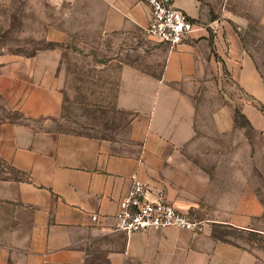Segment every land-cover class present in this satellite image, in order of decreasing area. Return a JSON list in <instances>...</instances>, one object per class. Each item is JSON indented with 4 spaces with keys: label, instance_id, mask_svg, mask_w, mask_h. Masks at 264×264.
Instances as JSON below:
<instances>
[{
    "label": "crops",
    "instance_id": "1",
    "mask_svg": "<svg viewBox=\"0 0 264 264\" xmlns=\"http://www.w3.org/2000/svg\"><path fill=\"white\" fill-rule=\"evenodd\" d=\"M94 3L80 16L129 42L116 104L132 113L130 148L48 127L62 106L60 59L18 58L23 121L0 123V158L18 173L0 179V264H264L255 242L213 236L214 227L264 235V111L242 105L248 134L218 85L225 72L264 106V0H173L197 24L173 46L145 35L146 0ZM132 174L202 231L115 230Z\"/></svg>",
    "mask_w": 264,
    "mask_h": 264
},
{
    "label": "rangeland",
    "instance_id": "2",
    "mask_svg": "<svg viewBox=\"0 0 264 264\" xmlns=\"http://www.w3.org/2000/svg\"><path fill=\"white\" fill-rule=\"evenodd\" d=\"M94 6V0H0V123L23 121L14 107L18 100V58H59L62 106L47 126L106 138L116 142L120 150L130 148L132 113L116 104L120 61L126 58L123 52L129 42L119 34L101 33L91 13L80 16L79 10H95ZM259 34L257 56L264 75V33ZM256 37H247V41L251 43ZM222 74L218 85L224 94L220 99L232 107L234 123L244 125L249 134L242 105L247 102L260 109L261 104L244 95L225 72ZM42 121L38 120L41 126ZM252 163L248 159V169ZM17 176L0 158V179ZM217 232L230 242H255L264 249V235L226 227H219Z\"/></svg>",
    "mask_w": 264,
    "mask_h": 264
},
{
    "label": "built area",
    "instance_id": "3",
    "mask_svg": "<svg viewBox=\"0 0 264 264\" xmlns=\"http://www.w3.org/2000/svg\"><path fill=\"white\" fill-rule=\"evenodd\" d=\"M149 7L148 24L145 35L173 46L182 41L197 28L184 11L173 5V0H146ZM150 188L132 174L130 185L119 201L115 214L114 229L123 231L127 236L136 231L161 229L169 226L202 231V221L188 212L177 210L168 202L162 191L150 197ZM95 216L92 219L95 220Z\"/></svg>",
    "mask_w": 264,
    "mask_h": 264
},
{
    "label": "trees",
    "instance_id": "4",
    "mask_svg": "<svg viewBox=\"0 0 264 264\" xmlns=\"http://www.w3.org/2000/svg\"><path fill=\"white\" fill-rule=\"evenodd\" d=\"M260 109L262 110V111H264V106L263 105H260ZM4 161V160H3ZM5 162V161H4ZM6 163V162H5ZM8 165V164H7ZM9 166V165H8ZM12 170H15L13 167H11V166H9ZM218 228L219 227H214V230H213V236L214 237H216V238H218V239H221V240H224V241H228L227 239H225V238H223V237H221L220 235H218ZM230 229H237V228H235V227H231ZM259 235H262V234H259Z\"/></svg>",
    "mask_w": 264,
    "mask_h": 264
}]
</instances>
